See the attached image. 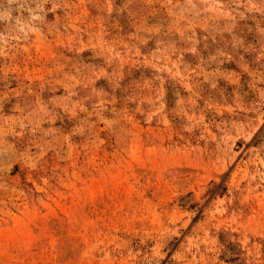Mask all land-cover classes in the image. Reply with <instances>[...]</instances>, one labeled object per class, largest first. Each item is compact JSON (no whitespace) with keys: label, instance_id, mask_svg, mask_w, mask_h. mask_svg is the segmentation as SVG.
I'll use <instances>...</instances> for the list:
<instances>
[{"label":"rangeland","instance_id":"374dc122","mask_svg":"<svg viewBox=\"0 0 264 264\" xmlns=\"http://www.w3.org/2000/svg\"><path fill=\"white\" fill-rule=\"evenodd\" d=\"M0 264H264V0H0Z\"/></svg>","mask_w":264,"mask_h":264}]
</instances>
